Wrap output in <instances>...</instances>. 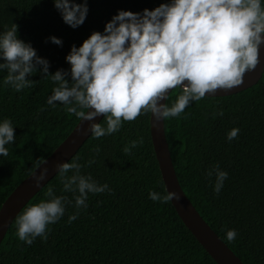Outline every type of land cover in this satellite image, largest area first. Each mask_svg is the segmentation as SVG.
Instances as JSON below:
<instances>
[{
  "label": "trees",
  "instance_id": "16d2710c",
  "mask_svg": "<svg viewBox=\"0 0 264 264\" xmlns=\"http://www.w3.org/2000/svg\"><path fill=\"white\" fill-rule=\"evenodd\" d=\"M86 2V17L73 28L63 21L53 0H0V31L15 23L18 37L47 58L50 73L67 70L70 46H79L93 30L103 31L118 9L141 11L164 0ZM51 35L62 44L52 42ZM4 75L6 70H0V81ZM26 78L33 83L20 91L0 83V118L11 120L15 134L13 143L6 145L7 156H0V205L79 119L61 102L54 107L46 103L54 85L50 77L37 71ZM179 92V87L173 88L165 102H173ZM220 109L223 115H213ZM99 122L105 125L103 117ZM233 127L239 131L228 140ZM164 132L178 182L202 218L244 264H264V70L255 84L239 92L191 101L179 116L164 119ZM139 137L143 144L131 147ZM125 146L130 148L127 153ZM73 157L85 165L82 173L107 183L111 191L89 193L88 207L81 206L69 223V214L76 211L73 195L63 191L56 173L25 205L46 199L51 185L55 194L71 201L64 214L49 225L46 240L37 236L30 245L16 236L14 218L0 244V264H216L170 201L148 196L149 189L165 191L151 143L149 113L122 121L111 134H90L69 161ZM89 159L93 163L86 164ZM217 163L228 173L218 193L213 191L215 176L206 175ZM230 228L236 230L233 240L225 238Z\"/></svg>",
  "mask_w": 264,
  "mask_h": 264
},
{
  "label": "clouds",
  "instance_id": "9594fccd",
  "mask_svg": "<svg viewBox=\"0 0 264 264\" xmlns=\"http://www.w3.org/2000/svg\"><path fill=\"white\" fill-rule=\"evenodd\" d=\"M53 4L73 28L84 21L88 10L86 0H53ZM49 39L62 44L55 35ZM261 44L264 0H164L141 11L118 9L103 31L93 30L79 46H70L65 55L69 69L51 73L47 58L19 38L17 25L12 23L0 31V70H6L0 83L20 91L33 83L26 74L40 71L54 82L46 103L54 107L55 102H61L67 112L88 120L91 135L99 138L142 113H151L156 121L177 117L206 92L240 84L245 71L259 62ZM177 87L180 92L175 100L163 102ZM101 114L105 125L95 121ZM217 114L223 115V110L213 113ZM13 126L9 118H0V156H7L6 145L15 140ZM238 131V127L231 128L226 138L232 140ZM143 142L139 137L130 144L135 147ZM123 151L130 148L125 146ZM91 163L92 159L86 162ZM84 166L77 157L55 164L63 191L73 195L76 211L69 214V223L81 206L88 207L89 193L111 191L107 183H97L90 174L82 173ZM46 173L47 169L41 168L34 183L39 185ZM206 175L215 176L213 191L218 193L228 173L217 163ZM44 196L47 198L25 205L15 216L16 236L26 244H32L37 236L46 240L49 225L60 219L65 204L71 202L66 195L55 194L51 185ZM148 196L161 203L179 199L175 190L149 189ZM235 236V229L226 230V239Z\"/></svg>",
  "mask_w": 264,
  "mask_h": 264
},
{
  "label": "water",
  "instance_id": "95a60500",
  "mask_svg": "<svg viewBox=\"0 0 264 264\" xmlns=\"http://www.w3.org/2000/svg\"><path fill=\"white\" fill-rule=\"evenodd\" d=\"M258 57L259 62L253 69L245 71L240 84L230 89H217L214 93L206 92L205 96L229 95L255 84L264 70V44H261L258 48ZM102 117L103 114L95 117V121L99 122ZM88 124V120L79 118L70 132L53 151L21 179L2 201L0 205V244L10 223L21 208L56 174L55 164L60 161L69 160L89 137L91 133ZM149 131L164 189L165 191L175 190L179 193V199L173 198L169 201L184 226L216 264H244L209 224L206 223L181 188L165 138L164 120L156 121L151 113H149ZM41 168H46L47 173L40 184L36 185L34 183V176L39 173Z\"/></svg>",
  "mask_w": 264,
  "mask_h": 264
}]
</instances>
